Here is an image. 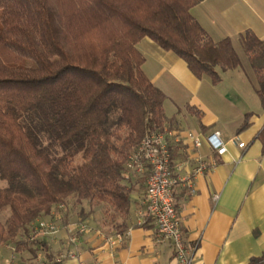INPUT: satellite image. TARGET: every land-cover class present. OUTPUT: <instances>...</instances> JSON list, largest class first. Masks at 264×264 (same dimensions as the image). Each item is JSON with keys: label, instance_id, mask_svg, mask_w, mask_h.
<instances>
[{"label": "trees", "instance_id": "obj_1", "mask_svg": "<svg viewBox=\"0 0 264 264\" xmlns=\"http://www.w3.org/2000/svg\"><path fill=\"white\" fill-rule=\"evenodd\" d=\"M203 1L0 0V245L20 263L47 247L36 222L56 210L71 224L70 202L82 220L99 211L106 237L127 231L133 185L145 182L125 179L127 158L171 129L137 44L148 38L214 84L217 67L240 65L230 40L213 42L192 17ZM240 42L264 108V40L245 31Z\"/></svg>", "mask_w": 264, "mask_h": 264}, {"label": "crops", "instance_id": "obj_2", "mask_svg": "<svg viewBox=\"0 0 264 264\" xmlns=\"http://www.w3.org/2000/svg\"><path fill=\"white\" fill-rule=\"evenodd\" d=\"M190 13L213 42L228 38L233 49H240L245 31L264 40V0H204ZM137 49L144 57L143 73L165 96L163 109L168 96L177 107L165 116L171 119L169 127L180 131V141L171 148L177 179L173 194L185 246L193 248V264L264 261V108L249 63L238 56V68L217 67L220 81L214 84L208 76L195 77L175 54L148 38ZM179 99L180 104L175 102ZM188 131L202 138L219 131L225 141L238 136L247 147L228 145L227 154L216 157L204 142L194 149L186 139ZM198 157L207 169L195 173ZM133 186L128 229L120 240L106 237L91 217L77 222L72 218L71 224L86 225L88 230L74 233L78 243L71 250L77 259L64 264H177L171 244L156 236L144 215L143 179ZM51 219L61 221V214L54 210L45 221ZM66 226L52 240L70 238Z\"/></svg>", "mask_w": 264, "mask_h": 264}, {"label": "built area", "instance_id": "obj_3", "mask_svg": "<svg viewBox=\"0 0 264 264\" xmlns=\"http://www.w3.org/2000/svg\"><path fill=\"white\" fill-rule=\"evenodd\" d=\"M180 131L174 129H164L146 135L140 142L138 148L132 152L126 161V172L124 177L126 180L133 175H139L145 179L144 194L142 203L144 205V215L155 227L156 236L164 241H168L173 249L174 260L177 264H193V248L185 246L180 219L175 208L174 202V186L177 179L174 177L175 167L173 166L172 151L173 143L180 141ZM186 139L189 140L194 149L201 147L204 142L211 154L216 157H223L227 154L228 145L245 150L247 145L240 141L238 136H234L228 141L222 139L219 131H213L206 136H195L192 132L186 133ZM212 164L214 161L211 160ZM195 173L203 172L207 169V165L201 158H195ZM186 184L191 188V181L186 179ZM36 227L32 230L33 235L37 236H54L58 233L57 225L51 221L36 222ZM65 233L72 236L73 233H83L88 230L86 225L74 226L69 224L65 228ZM70 237L65 240L68 245L70 243L76 245L77 238ZM117 241L120 236L116 237ZM48 247V246H47ZM3 249L9 253L0 264H22L19 262L15 249L11 245H5ZM60 249L53 252L50 257V250L45 253L40 248L34 261V264H64L67 261L77 259L73 250ZM1 256V251H0ZM78 264H84L79 261Z\"/></svg>", "mask_w": 264, "mask_h": 264}, {"label": "rangeland", "instance_id": "obj_4", "mask_svg": "<svg viewBox=\"0 0 264 264\" xmlns=\"http://www.w3.org/2000/svg\"><path fill=\"white\" fill-rule=\"evenodd\" d=\"M235 50L234 51H236L235 53L237 54V56H240V57H243L244 58V60H243V63L244 64H248V61H247V59H246V57H244V52H243V50H242V47L240 48V49H238V47H236V48H234ZM249 65V64H248ZM249 68H250V66H249ZM217 71V73L219 72V70L217 69L216 70ZM219 76H220V72H219ZM169 97V99H167L166 101H165V103H164V112H165V114L167 115V116H171L174 112H175V109H177V107H176V104L173 102V101H171V98H170V96H168ZM179 102H177V101H175L176 103H178V104H180L181 103V100L179 99L178 100ZM0 186H2V184H0ZM67 207L69 208V210H71V212H72V218H73V220L72 221H78V219H80V217H79V215H77V213H79V207H76V206H74V205H72L71 204V202L69 203V204H67ZM85 211H88V208H87V206H85V209H84ZM76 216V217H75ZM7 217H8V212L5 210V211H2V212H0V223L1 224H4L5 223V221H6V219H7ZM91 217V219H93V225L94 226H96L97 228H100L101 229V227L103 226V228H105L106 226L104 225V222H103V220H102V217H101V213L99 212V211H97L96 213H92V215L90 216ZM49 221V220H48ZM51 222H53V223H55L56 225H57V227H59L58 229V233L57 234H55V235H58L59 234V232H60V230L62 229L61 228V222L60 221H58V220H54V219H52L51 220ZM75 222V223H76ZM36 224V223H35ZM33 225V228H32V230H34V228L36 227V225ZM92 225V224H91ZM92 225V226H93ZM74 226H78L77 224H74ZM106 230V229H105ZM54 235V236H55ZM74 236H76V235H74V233L72 234V236L71 237H74ZM50 237V238H49ZM76 237H78V236H76ZM36 241H37V243H44V244H46L47 246H48V248L46 247L45 248V253L48 251V249L50 250V255L49 256H51V254H53V252L55 251V252H58V250L60 249L61 251H63V249H62V247H64V250H69V249H75L77 246V244L76 245H74V244H72V243H70V244H66L65 243V240L63 241V239H58V238H55V240H52V238H51V236H37V235H35L34 237H33ZM54 238V237H53ZM5 245H3V244H1L0 245V251H1V256H0V262L5 258V257H7V255H8V251L7 250H5V249H3V247H4ZM26 257V256H25ZM34 261L35 260H31L30 262H29V264H34ZM83 262V261H82ZM84 263V262H83ZM84 264H86V263H84ZM89 264H94L93 262H89Z\"/></svg>", "mask_w": 264, "mask_h": 264}]
</instances>
